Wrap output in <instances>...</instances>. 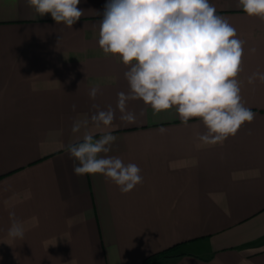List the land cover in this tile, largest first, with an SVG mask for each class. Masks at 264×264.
<instances>
[{
  "label": "crops",
  "instance_id": "obj_1",
  "mask_svg": "<svg viewBox=\"0 0 264 264\" xmlns=\"http://www.w3.org/2000/svg\"><path fill=\"white\" fill-rule=\"evenodd\" d=\"M106 2L80 0L69 28L36 18L27 0H0V264H142L177 243L180 256L161 264H264V82L247 83L264 73V19L238 0H209L245 42L236 79L254 119L197 149L198 119L129 101L136 119L116 112L109 155L137 164L143 182L121 193L100 174L75 175L67 153L85 131L72 133L73 122L128 91L126 66L97 43ZM10 211L23 240L7 236Z\"/></svg>",
  "mask_w": 264,
  "mask_h": 264
},
{
  "label": "clouds",
  "instance_id": "obj_2",
  "mask_svg": "<svg viewBox=\"0 0 264 264\" xmlns=\"http://www.w3.org/2000/svg\"><path fill=\"white\" fill-rule=\"evenodd\" d=\"M27 3L36 18L47 13L69 28L84 14L77 7L80 0ZM238 5L246 15L264 19V0H238ZM97 25L98 47L127 68L123 76L128 91L117 93L115 108L101 109L93 103L95 111L90 116L73 122L72 133L85 129L82 137L67 145L75 175L100 174L121 193L143 182L137 164L109 155L116 140L111 132L116 112L121 121L136 119L127 110L129 101L139 100L157 113L175 108L184 125L198 119L205 132L196 136L197 149L222 144L254 119L255 113L242 103L241 82L236 79L245 42L209 0H107ZM256 81L264 82V73L256 71L247 77L249 85ZM98 93L99 85H93L89 98L95 100ZM89 125L109 131L96 138L87 130ZM9 218L8 238L23 240V223L14 212H9Z\"/></svg>",
  "mask_w": 264,
  "mask_h": 264
},
{
  "label": "trees",
  "instance_id": "obj_3",
  "mask_svg": "<svg viewBox=\"0 0 264 264\" xmlns=\"http://www.w3.org/2000/svg\"><path fill=\"white\" fill-rule=\"evenodd\" d=\"M181 243H177L172 245L171 247H168L162 251L156 252L152 255H149L144 259L142 264H161L165 261H169L171 259H174L180 254L178 253L179 247Z\"/></svg>",
  "mask_w": 264,
  "mask_h": 264
}]
</instances>
